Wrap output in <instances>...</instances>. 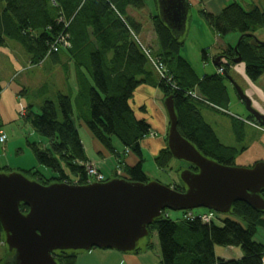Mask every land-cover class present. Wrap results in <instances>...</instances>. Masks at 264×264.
I'll use <instances>...</instances> for the list:
<instances>
[{"label": "trees", "instance_id": "16d2710c", "mask_svg": "<svg viewBox=\"0 0 264 264\" xmlns=\"http://www.w3.org/2000/svg\"><path fill=\"white\" fill-rule=\"evenodd\" d=\"M154 1L158 8L157 0ZM146 6L147 0H0V46H7L9 40L19 43L29 55V66L44 65L50 59L58 63L67 56L70 60L67 62L75 65L77 77L76 91L68 86L53 99L46 98L40 111L29 104L22 113L25 120L49 140L50 146L45 148L29 140L28 145L38 164L50 168L53 174L46 176L37 167L18 172L45 185L54 182L88 184L89 176L83 163L89 160L78 128L81 122L109 152L118 153L113 144L117 138L125 154L138 157L136 164L125 166L126 172L116 173L115 177L151 181L143 167L141 142L152 133V127L136 116L131 105L135 90L142 84L159 87L164 99L173 96L178 130L202 154L234 165L238 148L220 140L201 109L208 106L229 114L231 96L225 72L230 73V67L235 64L234 46L215 56L223 55L227 61L221 67L223 73L201 77L181 55L184 36L177 37L156 12L151 17L156 46L147 48L152 57L165 64L167 76L161 77L144 51L143 46L147 44L139 37L140 25L128 13V8L141 10ZM201 13L220 35L238 33L243 36L238 50L246 64V74L251 80H258L264 74V45L255 44L253 38L264 29V9L254 4L246 8L232 1L218 14L204 10ZM62 38L71 45H63ZM204 53L206 56L207 51ZM47 85H42L43 89ZM249 119L255 121L250 114ZM173 159L167 140V146L160 150L155 162L162 170L169 167ZM4 170L15 171L0 167V172ZM195 170L199 171L197 167ZM179 179V183L168 186L185 191L186 185L180 176ZM260 194L264 198V189ZM21 210L27 212L28 207L21 204ZM168 211H163L148 226L149 235L157 233L161 264H263L264 243L255 237L260 228L264 230V210L238 201L223 225H217L216 220L205 223L198 217L186 216L187 213L173 219ZM1 244H5V231L0 221ZM150 245L145 250H149ZM216 246L239 247L243 256L218 258ZM141 250L137 247L133 252ZM78 252L58 250L54 257L59 264H76ZM8 253L5 258L0 255V264L11 259L13 252Z\"/></svg>", "mask_w": 264, "mask_h": 264}, {"label": "water", "instance_id": "95a60500", "mask_svg": "<svg viewBox=\"0 0 264 264\" xmlns=\"http://www.w3.org/2000/svg\"><path fill=\"white\" fill-rule=\"evenodd\" d=\"M162 20L177 37L185 35L191 5L188 0H157ZM234 46L235 64L243 62ZM255 44L264 41L254 36ZM224 56L214 58L222 67ZM225 76L236 89L248 112L264 126V114L234 77ZM168 117V147L173 157L196 166L185 169L180 178L186 185L179 191L159 181H133L116 177L105 182L48 185L18 171L0 172V221L11 259L5 264H59L58 250L90 251L93 248L133 252L149 235L148 226L165 210L189 211L197 208L228 214L234 203L246 202L264 210V161L251 167L226 165L202 154L178 130L173 96L164 101ZM21 204L28 211L21 210Z\"/></svg>", "mask_w": 264, "mask_h": 264}, {"label": "crops", "instance_id": "0c3cea01", "mask_svg": "<svg viewBox=\"0 0 264 264\" xmlns=\"http://www.w3.org/2000/svg\"><path fill=\"white\" fill-rule=\"evenodd\" d=\"M188 1L191 5V9L189 12V17L187 21V30L185 34H187L191 29L189 28V22L194 9H199L200 17L204 18L203 14L201 13L202 10L208 13L218 14L223 7H225L227 4H229L232 1H238L244 6L247 5V7L248 6L250 7L253 4L259 6V3L256 4L257 0H246V1L245 0H188ZM154 4H153V0H147V6L144 9L138 10L135 8H128L129 15H131L133 19L140 25L139 37L144 42H146L145 44L147 45L148 44L156 45V34L154 32L153 24L151 20V17L154 14H156V9H155L156 5L154 6ZM194 17L195 16H193V19ZM200 17H198L199 23H201L199 19ZM209 26L211 32H213V34L216 36L217 39V41L215 42L216 44L213 46V49L216 50L215 56L220 52H222L223 50L227 49L229 46L236 45V42H233V39H230L231 36H229V38L228 35L220 37V34L215 32L214 28L211 25ZM257 34L260 37H263L264 30H260ZM10 44L12 43L9 42L7 43V46H3V47L0 46V54H4V51L6 49H8L7 51L8 54V52L12 49ZM206 47L207 46H205V48ZM16 48L18 49V47ZM206 57H208V52L206 54ZM1 62L2 61H0V63ZM60 62L61 61H58V63L56 64L61 65ZM224 62H227L226 59H224ZM68 64L70 66H73V70L68 74L66 79L63 82H59V80L56 79L53 81V85H55L56 88L55 94H57V92L59 91L64 92L65 90H67L68 86L72 88V91H76L78 89L75 65L73 62H68ZM23 69L24 66L22 62L18 61L17 59H13V61H10V67L7 70H5V72L3 71V68H0V82L2 87L0 98L3 96V94L6 91H8L11 88L12 85V84L10 86L7 85L9 87L6 86V88L3 87L4 80L7 83L12 82L13 80H11V77L14 76L13 71L15 70L19 72L22 71ZM219 69L220 68L217 69L216 71L217 73H219ZM230 74L234 77L237 83H238V79H236V77L241 80V83L238 84L239 85L241 84L240 86L244 88L248 96L252 99L254 107H256L264 114V74L256 81L251 80L246 74V64L244 62L239 64H233L230 67ZM227 84L230 91L231 104L232 106L238 108V106H240L242 103L241 99L238 102L235 101L232 92L233 85L229 80ZM13 92H15V98L14 97L13 98L15 100L20 99L21 96L19 93L22 92L21 85L15 87V91ZM160 92L161 90L159 87H155L149 84H142L138 86V88L135 90L134 96L131 100V105L135 111L136 116L139 119H145L152 127L153 134H150L148 137L145 138L146 139L145 141L141 142L144 162L146 159L145 156H147L148 158L152 157V159H154L155 161V158L159 154L160 150L166 147L167 145V136H168L170 123H169V117L165 104L162 105L161 102L159 101ZM163 100L165 101L164 96H163ZM29 104H27V106ZM25 109L26 108H23L21 114L24 113ZM214 111L218 113L217 116H214L215 118L214 123H216L215 124L216 126H214L212 123L208 122L207 120L206 121L210 125H212L218 137L224 144L238 148L239 153L237 155L236 161L238 160L239 162L245 163V166L247 165V167H251L257 162L264 161V132L260 131L258 128L253 126L251 119H249V114L243 113L241 107L239 109V113L237 114H232L230 112L229 114H226L220 111H216V110ZM222 117L231 118L230 124H228V126H227V122L225 123V126H223V122L221 119ZM204 118L206 119L205 115ZM237 124L239 129L237 128ZM78 125L85 126L81 122L78 123ZM2 132L5 133L4 130L1 129L0 127V133ZM222 134L224 135V137H227L229 141L235 142V144L225 143L222 140L223 139ZM8 140L9 137L7 136L4 145L7 143ZM19 143L22 142L19 141ZM93 143L96 146V148L99 149V153L101 155H105L104 148H102L103 146L96 139H94ZM13 144H14V140L12 141L10 140V142L6 144L7 147L3 146V150L9 151V146ZM238 144H242L240 145L242 147L239 146L240 147L239 148ZM21 149L23 150V148L18 149L19 152H22ZM85 150L88 160L96 164L98 168L103 171L102 168L103 161L100 159L97 160L95 158H92L91 155L88 154L87 148H85ZM7 154L8 153H0V167L7 166L14 169L15 171L20 169H30L33 167H37L38 169H41L38 165H36V163L28 167L24 162L23 163L20 162L19 160L15 159L13 156H9V155L7 156ZM111 156L115 158V162L117 164L119 162L120 163L122 162L121 165L122 169H120L119 171L116 170L115 169L117 167L116 164L115 168L111 170L112 172H114V175L116 173L124 174L126 172L125 166L134 165L138 162V157L132 153L125 154L118 151V153L116 154L112 153ZM143 167L145 170V163H143ZM258 241L264 243V235L262 239ZM1 245L3 246L5 244H1ZM216 255L218 258H222V259H239L243 256V252L239 247L216 246ZM144 256L145 255L142 252L122 253L121 251L114 249L93 248L87 253L79 255L76 264H150L147 262ZM263 264H264V259H263Z\"/></svg>", "mask_w": 264, "mask_h": 264}, {"label": "rangeland", "instance_id": "374dc122", "mask_svg": "<svg viewBox=\"0 0 264 264\" xmlns=\"http://www.w3.org/2000/svg\"><path fill=\"white\" fill-rule=\"evenodd\" d=\"M256 2H257L256 4L259 3V6L264 9V0H257ZM153 4H154V0H153ZM155 5L156 4H154V6ZM245 6L246 8H249V6L248 7L247 5ZM156 7H155L156 12L159 13L160 12V10L158 9L159 5H158V8ZM193 16H195L194 19H193ZM198 17H200L199 9H194L193 14L190 17V22H189V28L191 29L189 30L187 34L184 35L185 43H184V47L182 48L181 55L192 64V66L195 68L197 73L202 77V76H205L206 74L212 75V74L217 73L216 71L218 68L214 64V56L216 54V50L213 49V46L216 44L215 42L217 41V39H216V36L213 34V32H211L209 23L205 19V17L199 18L201 23L198 22ZM153 29H154V26H153ZM227 35H228V38L229 36H231L230 39H233V42H236V44L241 37V35L238 33H229ZM256 36L258 37V39L264 41V36L260 37L258 34ZM220 37H223V36L220 35ZM9 41L12 43L10 44L12 49L8 52V54H7L8 49L4 51V54H0V61H2L0 63V68H3V71L5 72V70H7L10 67V61H13V59H17L18 61L22 62L24 69L19 72L14 70L13 71L14 76L11 77V80L13 81L10 83H7L4 80V83H3V87L5 88L7 85L9 86L11 84L12 85H11V88L8 91H6L3 94V96L0 98V122L2 123L1 129H3L4 132L6 133V136L9 137V140L7 141V143H9L10 140L11 141L14 140V144L9 146V151H4L3 146H6L7 143L4 145V143L0 142V153H8L7 156L8 155L13 156L15 159L19 160L20 162L22 163L24 162L28 167L36 163V165H38L41 168L40 171L43 172V174H45L46 176H50L53 174L52 170L50 168H47L45 166L38 164L37 159L35 158L31 148L28 145V140L31 142H37L43 148H45L46 146H50V142L47 138L39 134L32 127V125L25 120V118L21 114V111L23 110V108H26L27 104L29 103L34 104L36 106L35 107L36 111H40V106L43 104L46 98L53 99L55 97L56 88H55V85H53V81L56 79V80H59V82H63L68 76V74L72 72L73 66H70L68 64L67 61H70V60L67 56H63V58H61L60 60L61 65L54 63V61L50 59L44 65L29 66L30 65L29 55L25 52L22 46L15 41H12V40H9ZM145 43L146 42H144V44ZM148 45H146V47ZM150 46L154 48L156 45H150ZM205 46L207 47L205 48ZM16 47H18V49ZM205 50L208 52V57L205 56V53H204ZM213 72H216V73H213ZM236 79H238V83H241V80L239 78L236 77ZM45 83H47L48 85L46 89L44 88L45 89L44 90L42 85H44ZM19 85H21V89H22V92L19 93L21 98L15 100L14 99L15 92L13 91H15V87ZM232 88H233L232 92H233L235 101L238 102L240 100L239 95L236 89L234 87ZM159 101L161 102L162 105H164L162 92H160ZM241 102L242 103L240 106H238V108H236L235 106H232L231 104L229 106L230 113L232 114L239 113V109L241 107L243 113L249 114L246 105L244 104L242 100ZM201 109H202L203 114L206 116V120L212 123L214 126H216L215 125L216 123H214L215 121L214 116H217L218 113L208 106H202ZM221 119L223 122V126H225L226 122H227V126L228 124H230L231 118L222 117ZM251 122L254 127L264 132L263 125H261L259 122H255V121H251ZM78 127H79V132H80L82 141L84 143V146L85 148H87L88 154H90L92 158H95L97 160L100 159L103 161L102 168H103V172L106 175V177L111 178V179L116 178L114 175V172L111 171L113 168H115V165L117 164L115 162V158L111 156L112 153L109 152V149L107 147L103 146L102 148H104L105 155H101L99 153V149L96 148V146L93 143L95 138L92 136L88 128L86 126H80V125H78ZM222 138H223L222 140L227 144H235V142H231L228 140L227 137H224L223 134H222ZM18 140L21 141L22 143H19ZM145 140L146 139H144L143 141ZM113 144L117 148L118 151L124 153V149H123L124 147L122 146L121 142L117 138H114ZM240 145L242 144H238V147ZM19 148H23V150L21 149L22 152H19L18 150ZM145 157H146L145 162H144L145 172L147 173L148 177L152 181L156 180L165 185H170V184H173L174 182L179 183L180 182L179 176L181 175L182 170L188 167L187 162L174 158L171 164H169V167L161 170L159 169L154 159H152V157L151 158H148L147 156ZM120 164L121 163L119 162L115 169H117L118 166H121ZM234 166L247 167V165L245 166V163L239 162L238 160L234 161ZM1 172L7 173L6 170L1 171ZM205 211H206L205 208H197L193 210V212L195 213H202ZM168 213L173 217V219L184 215V211L169 210ZM227 217H231V216L217 212V218L215 221L216 224L223 225L224 224L223 221ZM263 235H264V230L260 228L258 233L256 234L255 239L261 240ZM149 243L151 244L150 249L145 250ZM138 248L143 249L141 251L142 253H144L145 255L144 257L148 263L161 264L160 263L161 249L159 247V240H158L157 233L155 231L151 233L150 235L141 239L138 243ZM8 252H9L8 247L6 245H3V246L0 245V255L2 258L7 257V255L9 254ZM87 252L88 251L81 250L78 252V254L82 255ZM124 253H128V252H124Z\"/></svg>", "mask_w": 264, "mask_h": 264}, {"label": "built area", "instance_id": "2783aa9c", "mask_svg": "<svg viewBox=\"0 0 264 264\" xmlns=\"http://www.w3.org/2000/svg\"><path fill=\"white\" fill-rule=\"evenodd\" d=\"M63 45H65L66 47H69L71 44L68 40H66L65 38L61 39ZM139 41V40H138ZM145 53L149 56L152 64L154 65L157 73L161 76V77H166L167 76V70L165 67V64L163 62H161L160 60L152 57L151 55V51L149 50V48H147L146 46H143ZM58 48H56L57 50ZM223 68L219 69V73H223ZM169 80H171L169 78ZM190 94H192L194 97H197L196 93L190 92ZM261 127V126H260ZM7 139V136L2 133L0 134V142L1 143H5ZM86 171L88 173L89 179H88V184L90 183H94V182H104L106 181V175L98 168V166L96 164H94L93 162L87 161L85 163H83ZM118 168L120 169V166H118ZM186 216L188 217H198L200 218L203 222L205 223H211L214 220H216L217 218V212H215L214 210H209L207 209L205 212L202 213H195L193 211H188L186 212Z\"/></svg>", "mask_w": 264, "mask_h": 264}, {"label": "flooded vegetation", "instance_id": "af4514ba", "mask_svg": "<svg viewBox=\"0 0 264 264\" xmlns=\"http://www.w3.org/2000/svg\"><path fill=\"white\" fill-rule=\"evenodd\" d=\"M221 56H223V55H221ZM236 57H237V56H236ZM236 57H235V58H236ZM224 59H225V58L223 57L222 60L224 61ZM249 114H250V113H249ZM250 115H251V114H250ZM252 116H253V115H252ZM253 117H254V116H253ZM254 119H255V118H254ZM251 121H252V120H251ZM255 122H257L256 119H255ZM187 164H188V167L184 168L183 170H185V169H191V170L194 171V172H198L197 170H195V169H196V166H194V165H192V164H190V163H188V162H187ZM183 170H182V171H183Z\"/></svg>", "mask_w": 264, "mask_h": 264}]
</instances>
